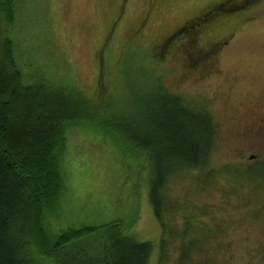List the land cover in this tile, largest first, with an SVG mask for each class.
<instances>
[{
  "label": "rangeland",
  "instance_id": "obj_1",
  "mask_svg": "<svg viewBox=\"0 0 264 264\" xmlns=\"http://www.w3.org/2000/svg\"><path fill=\"white\" fill-rule=\"evenodd\" d=\"M156 1L126 0L120 27L106 39L118 15V0H16L12 27L5 26L0 9V38L10 29L21 60L38 58L44 66L61 68L83 94L92 96L97 84L105 93L118 86L149 90L161 85L204 107L218 129L210 164L214 170L234 171L235 166L251 164L253 155L256 163H264V0H250L233 15L210 18L222 0ZM241 1L231 0L237 5ZM150 12L140 38L129 39ZM197 17L206 22L193 44L183 37L170 41L165 50L161 47ZM103 43L107 54L99 50ZM195 54L207 55L196 63ZM126 137L97 129L67 133L60 160L65 188L55 214L47 216V228L52 233L119 221L130 225L137 241L154 244L150 264H158L161 226L150 203L149 168L136 158ZM204 180L201 175L175 181L170 194L186 196L196 205L220 204L229 181L224 175L214 183ZM247 191L239 190L233 199L240 209H232L237 223L229 229L238 264H249L264 241V209L253 216L257 211L252 214L251 206L244 205L264 204V190ZM86 248L88 260L105 263L99 239L88 240Z\"/></svg>",
  "mask_w": 264,
  "mask_h": 264
},
{
  "label": "trees",
  "instance_id": "obj_2",
  "mask_svg": "<svg viewBox=\"0 0 264 264\" xmlns=\"http://www.w3.org/2000/svg\"><path fill=\"white\" fill-rule=\"evenodd\" d=\"M249 1L237 5L222 0L208 17L233 15ZM125 3L118 0V15L106 39L120 27ZM0 9L5 26L12 27L16 0H0ZM150 18L151 12L128 38L139 39ZM205 22L187 20L161 47L165 50L170 41L183 37L193 44ZM9 32L0 38V264H94L86 248L93 238L100 240L105 254L101 264H150L154 244L137 241L130 225L122 222L48 230L47 216L55 214L65 188L60 160L73 128L123 133L136 158L147 162L150 203L161 226L158 264H238L229 235L237 219L232 209H240L233 199L239 190H264V163L255 158L231 172L214 170L210 164L218 129L207 109L161 85L149 90L118 86L105 93L97 84L92 96L83 94L61 68L44 66L38 58L21 60ZM104 45L99 50L107 54ZM205 55H196L195 62L204 61ZM201 175L208 183L222 175L229 181L220 204L196 205L186 196L170 194L175 181ZM253 203L244 204L252 214L264 209L263 203L258 208ZM249 264H264V241Z\"/></svg>",
  "mask_w": 264,
  "mask_h": 264
},
{
  "label": "flooded vegetation",
  "instance_id": "obj_3",
  "mask_svg": "<svg viewBox=\"0 0 264 264\" xmlns=\"http://www.w3.org/2000/svg\"><path fill=\"white\" fill-rule=\"evenodd\" d=\"M220 45H222V43H220ZM207 55V54H206ZM205 60V59H204ZM255 159V156L253 155L250 160H254Z\"/></svg>",
  "mask_w": 264,
  "mask_h": 264
}]
</instances>
